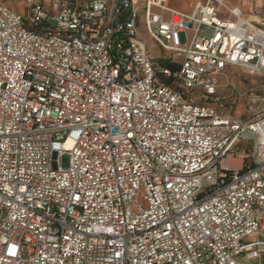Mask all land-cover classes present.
Segmentation results:
<instances>
[{"label":"built area","instance_id":"1","mask_svg":"<svg viewBox=\"0 0 264 264\" xmlns=\"http://www.w3.org/2000/svg\"><path fill=\"white\" fill-rule=\"evenodd\" d=\"M223 1L0 3V264H262L264 101L220 78L264 22Z\"/></svg>","mask_w":264,"mask_h":264},{"label":"rangeland","instance_id":"2","mask_svg":"<svg viewBox=\"0 0 264 264\" xmlns=\"http://www.w3.org/2000/svg\"><path fill=\"white\" fill-rule=\"evenodd\" d=\"M146 0H137L136 7L139 9L140 14H143V9ZM194 0H170L169 7L184 13L190 14L193 12ZM258 2H261L259 4ZM0 3L6 4L17 11H23L26 7L25 0H0ZM240 4L243 11L248 10L246 15L254 20H260L264 22V0H248L247 3L242 0H226L224 5L227 7ZM159 11V10H156ZM227 9L223 8V13H226ZM142 38L144 39L149 52L154 58H160L167 56L168 53L159 48L154 41L151 40L146 32L144 25L141 30ZM186 33L181 34V40H185ZM160 61V60H158ZM161 62V61H160ZM221 90L225 94L230 92L235 93L234 100L226 105L223 110L225 114H231L234 116L242 117L246 114V109L249 103L253 100L264 101V77L250 75L244 69L237 67H230L226 71L225 75L220 78ZM62 167L67 168L69 166V156L64 154L62 156Z\"/></svg>","mask_w":264,"mask_h":264},{"label":"crops","instance_id":"3","mask_svg":"<svg viewBox=\"0 0 264 264\" xmlns=\"http://www.w3.org/2000/svg\"><path fill=\"white\" fill-rule=\"evenodd\" d=\"M134 1V3H136L137 2V0H133ZM198 1H200V0H194L193 1V7L195 6V4L198 2ZM226 1V0H225ZM243 1V3L244 2H246L247 3V1L248 0H242ZM169 2H170V0H169ZM169 2H168V5H169ZM259 4H261V2H258ZM233 6H237V7H239L242 11H243V8L241 7V5L240 4H235V5H233ZM244 12V14L246 15V12H248V10H246V11H243ZM247 16V15H246ZM252 20H254V19H252ZM257 21V20H256ZM258 21H260V22H263L262 21V19H260V20H258ZM262 264H264V258H263V260H262Z\"/></svg>","mask_w":264,"mask_h":264},{"label":"bare ground","instance_id":"4","mask_svg":"<svg viewBox=\"0 0 264 264\" xmlns=\"http://www.w3.org/2000/svg\"><path fill=\"white\" fill-rule=\"evenodd\" d=\"M223 4H224V1H223ZM246 18L249 19V20H252L251 17L246 16ZM67 146H68V147L70 146V143H69V142L67 143Z\"/></svg>","mask_w":264,"mask_h":264},{"label":"trees","instance_id":"5","mask_svg":"<svg viewBox=\"0 0 264 264\" xmlns=\"http://www.w3.org/2000/svg\"><path fill=\"white\" fill-rule=\"evenodd\" d=\"M160 61L162 62V60L160 59ZM163 65H165L166 67H173L172 65H170V64H164V63H162Z\"/></svg>","mask_w":264,"mask_h":264}]
</instances>
